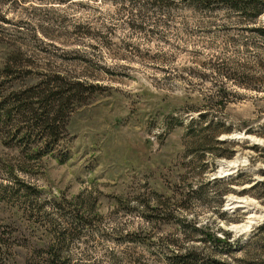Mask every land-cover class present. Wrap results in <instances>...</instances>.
I'll return each instance as SVG.
<instances>
[{
	"label": "rangeland",
	"instance_id": "374dc122",
	"mask_svg": "<svg viewBox=\"0 0 264 264\" xmlns=\"http://www.w3.org/2000/svg\"><path fill=\"white\" fill-rule=\"evenodd\" d=\"M261 8L0 0V84L88 87L37 159L0 131V264H264Z\"/></svg>",
	"mask_w": 264,
	"mask_h": 264
},
{
	"label": "trees",
	"instance_id": "16d2710c",
	"mask_svg": "<svg viewBox=\"0 0 264 264\" xmlns=\"http://www.w3.org/2000/svg\"><path fill=\"white\" fill-rule=\"evenodd\" d=\"M117 1V0H110ZM148 1V0H141ZM151 4H159L164 6H172L176 3H182L187 7L194 9H207L215 3H225L229 8L240 10L244 15L251 12V17H257L261 11V4L263 0H149ZM261 34L264 35V26L257 28ZM5 62L0 66V73H10L12 65ZM11 85V84H10ZM55 85H44L42 89L36 90L34 86L26 85L24 89L20 87H7L0 84V131L5 128H11L15 132L22 131L25 142L21 141L18 148H22L25 153L33 156L34 159L42 156L46 152H50V145H54L62 138L64 132V117H68L71 110H68V104L73 100V95L83 90V84L80 81L69 82L63 88L59 86L54 89ZM88 88V87H87ZM90 88V87H89ZM221 105L224 106L223 100L220 99ZM20 114L27 115L26 127L19 125ZM204 115L199 113L196 118H191L190 123L201 120ZM215 122L208 120L207 129L214 127ZM61 129V131H60ZM38 132H40L38 134ZM199 142L204 143L206 139L203 133L196 135ZM220 143L228 145V153L226 157H230L233 153L232 145L228 141H220ZM10 172L11 169L9 168ZM16 176V175H15ZM241 176V175H240ZM16 178V177H13ZM26 188H33L29 182L22 181ZM257 183V182H256ZM224 237L215 236L213 233H206V237L215 243L223 242L230 245V234L226 231L223 232ZM199 255L194 251H177L173 255L172 264H203L200 261ZM212 264H226L220 260L211 259Z\"/></svg>",
	"mask_w": 264,
	"mask_h": 264
}]
</instances>
